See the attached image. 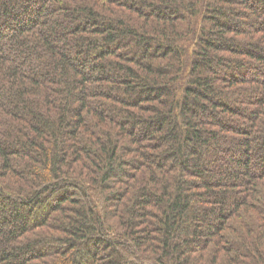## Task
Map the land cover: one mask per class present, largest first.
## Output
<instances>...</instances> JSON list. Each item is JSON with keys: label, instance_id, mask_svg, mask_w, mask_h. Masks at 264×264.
<instances>
[{"label": "trees", "instance_id": "1", "mask_svg": "<svg viewBox=\"0 0 264 264\" xmlns=\"http://www.w3.org/2000/svg\"><path fill=\"white\" fill-rule=\"evenodd\" d=\"M0 264H264V0H0Z\"/></svg>", "mask_w": 264, "mask_h": 264}]
</instances>
